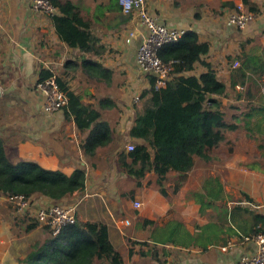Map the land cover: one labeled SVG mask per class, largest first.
<instances>
[{"label": "crops", "instance_id": "0c3cea01", "mask_svg": "<svg viewBox=\"0 0 264 264\" xmlns=\"http://www.w3.org/2000/svg\"><path fill=\"white\" fill-rule=\"evenodd\" d=\"M31 1L0 0V142L12 162L30 161L66 176L76 170L85 174L82 193L57 202L34 195L36 207L74 205L76 221L103 222L125 264H138L141 253L147 264H158L157 259L160 264H241L255 247L242 238L264 224V113L244 116L245 104L236 99L243 89L231 85V72L233 63L239 67L235 58L242 48L255 53L264 47V0H144L159 23L194 32L209 45L201 61L226 86L224 97L213 96L226 125L223 142L209 161L195 159L184 179L168 175L165 195L153 172L136 181L117 165L118 153L138 143L128 137L136 110L155 102L151 76L142 74L135 61L145 33L137 14L122 13L118 0H70L96 40L94 50L84 55L59 39L51 17L34 12ZM238 7L255 16L241 30L225 24ZM42 71L63 77L70 91L99 113L110 140L94 156L82 153L87 131H79L72 117L66 119L63 110L51 116L43 112L36 89ZM206 71L195 63L182 76ZM31 223L37 222L20 219L0 201V264H17L18 242L31 236L25 234Z\"/></svg>", "mask_w": 264, "mask_h": 264}, {"label": "trees", "instance_id": "16d2710c", "mask_svg": "<svg viewBox=\"0 0 264 264\" xmlns=\"http://www.w3.org/2000/svg\"><path fill=\"white\" fill-rule=\"evenodd\" d=\"M52 4L59 13L51 17L59 39L81 54L91 53L96 40L77 7L70 0H52ZM208 50L209 45L199 42L194 32H186L177 43L165 45L158 51L160 60L170 68L169 80L163 88L155 90L151 77L150 92L155 102L136 110L134 125L128 132V137L138 143L133 145V150H121L117 155L119 169L136 181L153 172L162 195H165L168 175L174 173L177 178L184 179L195 159L209 161L212 150L224 140L226 125L219 109L221 103L213 96L224 97L226 86L217 80L212 67L201 61ZM235 59L239 67L231 72V85L243 89L236 99L245 104L244 116L264 113V47L255 53L242 48L241 56ZM195 63L205 66L206 73L199 77L182 76L191 71ZM52 74L40 72L39 82ZM56 84L66 97L62 108L65 118L72 117L79 131H87L80 145L82 153L94 156L96 150L110 140L107 129L99 121V113L91 105L83 104L80 97L70 91L63 77L56 76ZM84 183L85 174L81 170L66 176L59 171L42 169L30 161L12 162L0 142L2 194L39 195L57 202L74 193H82ZM19 217L32 221L27 216ZM37 226L31 223L25 231L26 235L32 233L31 236L18 242L17 264H125L123 255L110 243L103 222L76 221L56 235L46 226L33 232ZM144 257L141 253L138 264H147ZM156 262L162 263L158 259Z\"/></svg>", "mask_w": 264, "mask_h": 264}, {"label": "built area", "instance_id": "2783aa9c", "mask_svg": "<svg viewBox=\"0 0 264 264\" xmlns=\"http://www.w3.org/2000/svg\"><path fill=\"white\" fill-rule=\"evenodd\" d=\"M118 6L124 14L136 13L141 27L145 30L135 52L138 70L142 74L154 78L155 90L163 88L169 80L170 68L160 60L158 51L165 45L177 43L186 32L168 28L164 24L159 23L155 17L149 14L144 0H118ZM31 9L48 17H52L56 13L52 0H32ZM254 18V13L238 7L228 14L225 24L229 28L241 30L252 22ZM132 37L133 33H130L125 42L129 43ZM262 43L264 45V34ZM236 67H238L237 62L233 63V68ZM36 89L42 98V109L46 115L51 116L61 111L63 106H65L66 97L59 90L54 75L38 82ZM125 149L126 151H131L133 150V145H127ZM0 201L10 204L17 216H31L39 225L49 227L52 235L58 234L63 227L76 223L74 205L36 207L31 197L21 194H2L1 192ZM140 206L138 202L133 204L135 209L140 208ZM126 224H128L127 221ZM242 242L252 243L255 247L252 253L241 259V264H264V224L253 235L243 237Z\"/></svg>", "mask_w": 264, "mask_h": 264}, {"label": "rangeland", "instance_id": "374dc122", "mask_svg": "<svg viewBox=\"0 0 264 264\" xmlns=\"http://www.w3.org/2000/svg\"><path fill=\"white\" fill-rule=\"evenodd\" d=\"M228 93H230V91H228ZM232 95V94H231ZM251 122H254L253 120H251ZM237 136L239 137V135H240V133H238L237 132ZM261 135H264V134H261ZM29 218H31V217H29ZM32 219V218H31ZM249 222V221H248ZM248 222L244 225V227H243V231H247L248 230ZM11 226H12V223H11ZM6 229H7V227H5Z\"/></svg>", "mask_w": 264, "mask_h": 264}]
</instances>
